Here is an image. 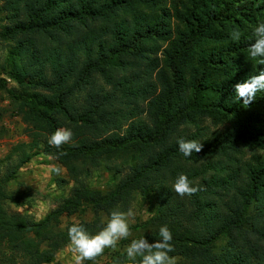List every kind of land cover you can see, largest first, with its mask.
<instances>
[{
    "label": "trees",
    "instance_id": "trees-1",
    "mask_svg": "<svg viewBox=\"0 0 264 264\" xmlns=\"http://www.w3.org/2000/svg\"><path fill=\"white\" fill-rule=\"evenodd\" d=\"M7 1L13 24L0 36L26 42L23 50L32 53V62L39 61L36 56L45 48L46 41L53 44L46 45L42 62L48 61L56 75L55 97L32 94L31 107L23 113L35 135L66 125L81 136L77 143L59 149L71 173L75 174L79 167L76 159H96L123 142L120 139L111 146L97 138L99 122L108 115L114 122L120 113L112 111L115 104L128 106L129 111L122 115L131 119L139 115V104L147 102L151 123L133 121L125 146H133L144 157L152 155L150 164H142L109 200L100 191L81 186L68 203L89 200L96 208H104L126 200L136 189L145 190L150 172L168 169L174 155L183 156L178 140L185 137L176 134L183 124L199 117L230 126L203 141L199 153L183 156L186 160L222 154L239 146L264 147V91L245 105L236 98L234 88L250 75L264 71L259 58L249 57L255 42L254 29L264 22V4L245 2L237 10L233 0ZM223 8L238 15L234 22L221 12ZM236 29L241 32L239 41L230 35ZM64 37L74 39L65 45ZM77 54L84 55L80 67L75 65ZM261 66L263 69L259 70ZM95 71L103 75L113 90L91 94L94 106L85 108L81 116L67 98L84 90ZM117 72L124 76L116 79ZM181 173L192 182L199 175L175 168L168 175L175 181ZM239 178V172H232L227 179L213 180V186L207 185L191 196L195 216L202 221L199 230L156 216L149 224L158 230L146 239L156 242L159 228L167 225L173 233L175 248L170 255L188 257L190 264H264V160L251 164L245 178ZM193 186L199 185L193 182ZM219 191L224 197L231 195L223 203L221 213L209 206V196L216 197ZM253 201L259 207L252 216L248 206ZM61 212L58 210L39 223L16 227L42 232L52 221V215ZM10 224L9 219L0 216V240ZM220 232H226L230 240L229 247L217 253L213 242ZM49 260L48 256L35 264Z\"/></svg>",
    "mask_w": 264,
    "mask_h": 264
},
{
    "label": "rangeland",
    "instance_id": "rangeland-1",
    "mask_svg": "<svg viewBox=\"0 0 264 264\" xmlns=\"http://www.w3.org/2000/svg\"><path fill=\"white\" fill-rule=\"evenodd\" d=\"M232 2L237 10L245 2L264 4V0ZM7 6V0H0V33L13 24ZM221 12L231 16L233 22L238 16H233V10L224 11L223 8ZM20 39L0 36V216L11 222L8 229L2 233L5 237L0 240V264H35L37 260L48 256L50 260L42 264H73V253L69 250L67 234L72 223H81L88 232L95 234L105 226L112 210L127 212L131 209L134 213L130 223L132 235L126 240H121L116 249H105L102 256L97 257L95 261H85V264L125 262V249L133 239L142 236L148 238L157 232L158 227L149 224L152 217L161 216L198 230L202 227V221L195 216L196 209L192 197L181 198L172 190L175 181L168 175L172 168L183 172H197L199 175L193 182L204 189L207 185L213 186V180L219 182L227 179L232 172H239L241 181L251 164L264 160V147L261 146H239L235 150L206 155L193 161L174 155L170 168L150 172L146 189L134 190L124 201L104 208H96L89 200L68 203L74 199L76 189L81 186L100 191L105 200H109L118 186L132 177L142 164H150L152 155L144 157L139 151H135L133 146H125L127 130L133 121L144 120L151 123L147 102L139 104V115L131 119L122 115L129 111L128 106L115 104L112 111L120 113L114 122H111L110 115L106 120L99 122L97 138L111 146H115L120 139L123 142L96 159H76L79 167L73 174L62 161L59 149L48 144L49 137L57 129L35 135L30 129L31 123L25 119L23 113L24 109L31 107L32 94L46 98L55 97L56 75L48 61L42 62L46 45L52 47L53 44L46 41L45 48L36 56L40 62L35 59L32 62V53L23 50L27 43L19 41ZM73 39H65L64 44L67 45ZM74 59L76 67H80L84 55L77 54ZM263 66L259 70H262ZM115 74L116 79L124 76L122 72ZM112 90L113 86L99 71H95L84 90L73 93L67 99L82 116L84 109L93 105L91 94L98 92L101 95ZM229 126L216 123L207 117H199L195 122L183 124L176 137L182 135L186 139H195L202 143ZM60 128L72 130L73 137L69 143L71 145L81 138L71 126L64 125ZM86 136L94 138L91 134ZM69 144L62 147L66 148ZM56 166L62 169L60 175L51 171ZM230 196L224 197L221 191L216 197L210 195L209 206L221 213L224 211L223 203L229 200ZM258 207L257 205L256 208L253 201L248 206V213L253 216ZM58 210H62L61 214L52 215V221L42 232L22 231L16 227L22 223H39ZM229 240L226 232H220L213 242L214 251L224 252L229 247ZM41 254L47 256L41 257ZM174 256L177 264L191 262L188 257L179 254Z\"/></svg>",
    "mask_w": 264,
    "mask_h": 264
},
{
    "label": "clouds",
    "instance_id": "clouds-1",
    "mask_svg": "<svg viewBox=\"0 0 264 264\" xmlns=\"http://www.w3.org/2000/svg\"><path fill=\"white\" fill-rule=\"evenodd\" d=\"M234 41H239L241 32L236 29L230 33ZM255 42L250 47L249 57L252 60L259 58V63L264 64V22H260L254 29ZM235 96L245 105H250L258 92L264 91V71L250 75L245 81L235 84ZM73 132L70 128H58L48 139V144L57 149L72 141ZM179 151L185 157L199 153L203 144L195 139L179 138ZM63 154V153H61ZM57 175L62 172L61 167L51 169ZM172 190L181 198L191 197L201 191L200 186H193L186 174L181 173L172 185ZM134 218L131 209L127 212L119 209L111 211L105 226L95 234L87 231L81 223H72L68 228L69 250L73 253V264H85V261H95L104 254L105 249H116L121 240L128 239L132 233L130 223ZM159 239L150 243L144 236L133 239L126 247L125 262L117 264H177L175 256L170 255L175 251L172 244L173 233L167 225L159 228Z\"/></svg>",
    "mask_w": 264,
    "mask_h": 264
}]
</instances>
